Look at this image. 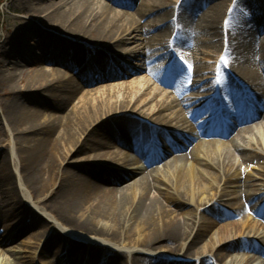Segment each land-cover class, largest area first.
<instances>
[{"label":"bare ground","instance_id":"obj_1","mask_svg":"<svg viewBox=\"0 0 264 264\" xmlns=\"http://www.w3.org/2000/svg\"><path fill=\"white\" fill-rule=\"evenodd\" d=\"M233 1L9 3L30 19L0 45V96L10 99L0 101V264L264 258L250 217L264 221V2L246 0V27L229 36L221 22ZM24 37L41 53L12 67L28 55ZM94 45L98 65L87 60ZM242 165H260L258 176L243 178Z\"/></svg>","mask_w":264,"mask_h":264},{"label":"rangeland","instance_id":"obj_2","mask_svg":"<svg viewBox=\"0 0 264 264\" xmlns=\"http://www.w3.org/2000/svg\"><path fill=\"white\" fill-rule=\"evenodd\" d=\"M11 1L12 0H0V45L2 43H4L6 41V39L9 38L10 35L17 29V27L19 26L20 20H22L23 18L30 19V16H28L26 14H23L20 11L14 12L13 10L9 9L8 5H9V3ZM55 1H65V0H55ZM182 1L183 0H174L175 6H178ZM262 2H264V0H255L254 1V4H256L257 6L260 7V4ZM187 4H188L187 5V9H189V11H192V12H196L197 11V7H198L197 4H195L194 2H188ZM214 4H216V3L214 2L212 5L214 6ZM251 6L252 5H250L249 2L246 1V0H234L232 3H230L228 5V7L226 9H224V13H223V17H222L223 19H222V22H221V28H222V31L224 32V35H229V36L230 35H233V36L234 35H237L238 33H240L242 31L243 26L246 27V25L244 24V14H245V11L247 9H249ZM234 25L236 26V30H233L232 31V27ZM262 38H264V36H262ZM69 39L71 40L72 38L69 37ZM22 41H24L23 42L24 43L23 45L26 48V52L28 53L29 56L25 54L23 56V59L16 58V59L11 60V63L13 64L12 67H14V65H16V64H20L22 62V60L24 61L26 59H29V60L32 59L31 56H34L33 53H35V55L41 53V51L37 48V42L36 41H33L32 38L24 37L22 39ZM167 43L168 42L166 40V42H165L166 49H167V46L169 48H171L170 43H168V44ZM95 48H96V45H94L93 48H92V51H93L92 53H93V56L94 57L88 58L87 60L91 61V63H96V65H98V63H97V59H98V56L97 55L98 54H97V51H96ZM229 48H230V46L227 45L225 47L223 46V47H220L218 49L211 50V51H213L214 53H217L218 54V53L222 52L223 50H225L224 52H228V49ZM231 48H233V51H230V54L232 56V59H235L237 57V44H236V42H234L233 45L231 44ZM221 55H223V54H221ZM220 58H223V56H220ZM165 64H169V61H166ZM222 65H223V67L228 68L227 67V64L225 62H223ZM6 69L8 70L9 68L7 67V68H5V70ZM260 71L262 72V70H260ZM263 73H264V69H263ZM230 74L233 77L232 73H230ZM211 78L213 79L214 76L211 75ZM8 92H11V90L9 89ZM191 93H193V91L189 92L187 95H190ZM0 101H2V103L9 104L10 99L9 98H6L3 95V93H2V95L0 96ZM0 117L2 118V109L1 108H0ZM157 126L163 128V126H160V123H157ZM10 134H11V138L13 139L15 133H10ZM169 135H171V132L169 133ZM200 139L202 141L207 140V139H202V138H200ZM201 140H199V142ZM196 143H198V141ZM178 154L180 155L181 153H178ZM178 154H176V155H178ZM130 155L133 158H135V157L137 158V155L135 154V152H132L131 151ZM13 157L17 158V152H16V150L14 152ZM173 159H174V156L170 157L168 159V162H172ZM261 163H260V165H261ZM142 165H143V163H142ZM260 165H256V166L252 167V170H250V171H249L248 165H242L241 166V172L243 173V178L252 177V175L258 176V171L256 169H258ZM157 166L160 169H163V165L162 164L156 165L153 168H156ZM19 174H20V172L18 171V175ZM19 177H20V175L17 178V186H18V189H19L20 193L26 195V194H28L27 187L24 184L22 185L20 183V178ZM253 182L257 183L258 185L262 183L260 180H257L256 178L253 179ZM31 200H33V199H31ZM260 202H261V200H260ZM165 205L168 207V209H174L172 206H170L166 202H165ZM189 210L192 211V210H194V208L193 207H190V206L189 207L188 206L185 207V211H189ZM248 215H249L248 213L247 214H243L242 216H238L237 218H233L230 222H233V221H236V222L237 221H241L245 217H247ZM250 217H251V219H254V221H255V223L257 225L255 227L256 230H264V221L263 220H261L260 218H256L255 215H252ZM225 223H222L220 225L222 226ZM219 228H220V226L218 228H216L215 230H217ZM251 231H252V228L251 229H248L247 230V233L248 232L250 233ZM214 232L215 231L213 230L212 233H211V235ZM24 239L25 238L20 239L17 242L18 245L14 244L13 247H18ZM245 240H248V239L245 238ZM1 251H2V249H1ZM28 251H32V250H28ZM51 251L55 254V249H53ZM46 253H45V257L47 256ZM239 253H241V252H239ZM5 255L6 256L4 257V259L6 261L8 259H10V261L12 259H14V255L11 254V253H6ZM24 256H28V254H25ZM47 257H49V255ZM43 258L44 257H41L40 259H38V261H43L44 260ZM257 258H259V259L254 264H264V258L263 257L257 256ZM126 261H127L128 264H131V262H132L131 255L129 257H126ZM69 262H70L69 261V258L66 257L64 264H70ZM89 264H107V260H106L105 256L102 255L98 259L93 260L92 262H90ZM214 264H219V263H215L214 262Z\"/></svg>","mask_w":264,"mask_h":264}]
</instances>
